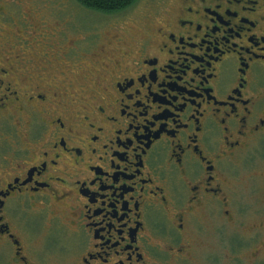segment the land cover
<instances>
[{
	"label": "flooded vegetation",
	"instance_id": "1",
	"mask_svg": "<svg viewBox=\"0 0 264 264\" xmlns=\"http://www.w3.org/2000/svg\"><path fill=\"white\" fill-rule=\"evenodd\" d=\"M6 15L0 264H264V0H157L81 49Z\"/></svg>",
	"mask_w": 264,
	"mask_h": 264
},
{
	"label": "rangeland",
	"instance_id": "2",
	"mask_svg": "<svg viewBox=\"0 0 264 264\" xmlns=\"http://www.w3.org/2000/svg\"><path fill=\"white\" fill-rule=\"evenodd\" d=\"M156 1L141 0L124 11L110 14L87 9L75 0H7L0 3V9L8 11L6 22L4 21L7 32L18 33L19 31L22 34L24 21L29 16L31 21L34 20L36 26L40 27L37 29L38 32L65 31L69 33L70 40H78L72 46L81 49L85 41H101L102 36L111 32L112 29L121 30L124 33L134 32L138 24L132 20L138 18L137 15L141 10L153 7ZM33 30L32 27L29 29L31 33ZM30 38L32 41V37ZM79 63L80 61L77 62Z\"/></svg>",
	"mask_w": 264,
	"mask_h": 264
},
{
	"label": "trees",
	"instance_id": "3",
	"mask_svg": "<svg viewBox=\"0 0 264 264\" xmlns=\"http://www.w3.org/2000/svg\"><path fill=\"white\" fill-rule=\"evenodd\" d=\"M81 6L100 13H118L133 6L138 0H75Z\"/></svg>",
	"mask_w": 264,
	"mask_h": 264
}]
</instances>
